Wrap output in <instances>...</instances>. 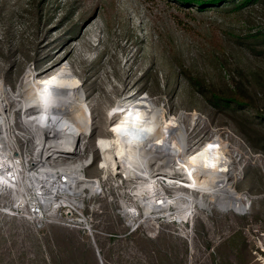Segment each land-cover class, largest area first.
<instances>
[{
	"label": "rangeland",
	"instance_id": "1",
	"mask_svg": "<svg viewBox=\"0 0 264 264\" xmlns=\"http://www.w3.org/2000/svg\"><path fill=\"white\" fill-rule=\"evenodd\" d=\"M67 62L83 83L92 146L121 100L148 94L164 125L176 119L158 137H172L180 160L217 139L249 204L240 212L197 201L189 240L177 223L127 234L106 202L97 217L113 234L98 237L102 261L74 228L4 215L18 193L10 185L0 192V264H264V0H0V83L16 94L6 98L21 99Z\"/></svg>",
	"mask_w": 264,
	"mask_h": 264
},
{
	"label": "bare ground",
	"instance_id": "2",
	"mask_svg": "<svg viewBox=\"0 0 264 264\" xmlns=\"http://www.w3.org/2000/svg\"><path fill=\"white\" fill-rule=\"evenodd\" d=\"M34 85L26 94L28 96L22 94L24 98L21 96V99L12 96L10 101L6 96L16 94L0 83V145H7L16 152L13 161L17 180L13 187L22 202L27 199L29 188L41 192L39 197L46 200L47 192L53 187L50 179L46 180L43 173L31 167L28 148L37 149L40 160L47 155H64L74 151L77 140L82 138L84 142L83 138H87L92 130V117L83 103V83L69 62ZM39 91H43V95L37 93ZM11 103L22 112L23 133L16 131L17 118L15 110L10 112ZM129 107L133 109L127 114L125 110ZM118 115H121L120 120H112ZM109 118L108 134L100 135L104 139L96 137L101 143L103 165L108 166L106 170L111 175L126 183L130 180L140 182L130 192L136 206L124 208L129 221L136 219L149 226L157 222L156 215L162 214L167 223L187 226L190 240L198 206L203 207L198 202L206 209L214 205L240 212L247 209L248 197L236 191L232 180L238 172L234 159L221 148L217 139L201 148L196 147L192 154L180 160L181 150L172 137H158L166 127L173 128L176 119L172 117L164 125L162 110L148 94L121 100ZM183 132L182 129L179 134L184 139ZM18 133L29 142L26 144H30L24 150L16 143ZM4 164L0 162V166ZM76 168H80L79 163ZM155 179L163 181L164 186L155 185ZM157 199L163 203L157 206Z\"/></svg>",
	"mask_w": 264,
	"mask_h": 264
},
{
	"label": "built area",
	"instance_id": "3",
	"mask_svg": "<svg viewBox=\"0 0 264 264\" xmlns=\"http://www.w3.org/2000/svg\"><path fill=\"white\" fill-rule=\"evenodd\" d=\"M87 138H83L84 142L82 138L78 139L77 148L74 151L58 156L47 155L43 160L38 158L37 149H29L31 167L43 173L46 180L50 179L52 191L47 192L46 200H44L39 197L41 192H34L29 188L27 199H23V202L16 193L15 201L9 202L2 208V213L9 216H24L38 223H60L74 228L84 239L94 245L102 260L98 237L113 234L104 228L101 217H97L105 214L106 202L117 205L116 210L111 209V211L121 217L127 234L138 232L144 227L148 235L155 236L164 229L163 225L167 222L164 221L165 215L162 214L156 215L157 222L149 226L138 223L136 219L131 222L126 218L124 208L136 206L130 192L135 190L140 182L130 180L126 183L123 179L111 175L110 171L106 170L108 166L103 165L104 155L101 143L96 139L95 146H92ZM9 150H11L10 153ZM15 154L13 148L0 145V162H5L0 166V192L10 191V185L13 186L14 181L17 180L13 161L17 157ZM78 163L79 169L76 168ZM153 182L157 186H164L163 181L159 179ZM159 201L157 199V206L163 203Z\"/></svg>",
	"mask_w": 264,
	"mask_h": 264
},
{
	"label": "crops",
	"instance_id": "4",
	"mask_svg": "<svg viewBox=\"0 0 264 264\" xmlns=\"http://www.w3.org/2000/svg\"><path fill=\"white\" fill-rule=\"evenodd\" d=\"M232 235H233L232 237H235L236 233L235 234L233 233Z\"/></svg>",
	"mask_w": 264,
	"mask_h": 264
},
{
	"label": "trees",
	"instance_id": "5",
	"mask_svg": "<svg viewBox=\"0 0 264 264\" xmlns=\"http://www.w3.org/2000/svg\"><path fill=\"white\" fill-rule=\"evenodd\" d=\"M198 1H203L204 2V0H198ZM206 1V0H205ZM213 1H216V0H213Z\"/></svg>",
	"mask_w": 264,
	"mask_h": 264
}]
</instances>
